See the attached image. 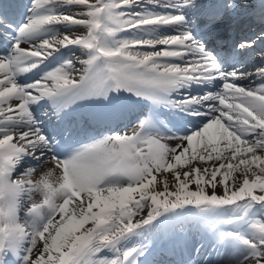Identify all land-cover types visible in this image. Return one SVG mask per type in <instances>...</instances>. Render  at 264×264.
<instances>
[{"label":"snow or ice","instance_id":"snow-or-ice-1","mask_svg":"<svg viewBox=\"0 0 264 264\" xmlns=\"http://www.w3.org/2000/svg\"><path fill=\"white\" fill-rule=\"evenodd\" d=\"M0 264H264V0H0Z\"/></svg>","mask_w":264,"mask_h":264},{"label":"bare ground","instance_id":"bare-ground-1","mask_svg":"<svg viewBox=\"0 0 264 264\" xmlns=\"http://www.w3.org/2000/svg\"><path fill=\"white\" fill-rule=\"evenodd\" d=\"M27 0H18V2L22 5L25 4ZM77 55H79V53L77 52Z\"/></svg>","mask_w":264,"mask_h":264}]
</instances>
